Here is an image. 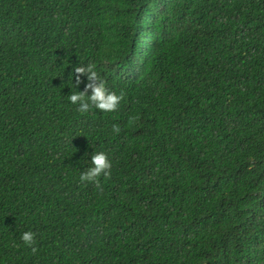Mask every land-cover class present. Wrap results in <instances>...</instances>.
I'll use <instances>...</instances> for the list:
<instances>
[{"label": "trees", "instance_id": "1", "mask_svg": "<svg viewBox=\"0 0 264 264\" xmlns=\"http://www.w3.org/2000/svg\"><path fill=\"white\" fill-rule=\"evenodd\" d=\"M0 264H264V0H0Z\"/></svg>", "mask_w": 264, "mask_h": 264}, {"label": "clouds", "instance_id": "2", "mask_svg": "<svg viewBox=\"0 0 264 264\" xmlns=\"http://www.w3.org/2000/svg\"><path fill=\"white\" fill-rule=\"evenodd\" d=\"M95 64H88L76 66L73 68L75 75V84L77 88L81 83V75L87 76V83L83 91H76L72 93L68 99L73 105H77V111L85 114L95 108L101 112H114L118 109L120 102L124 99L125 93L121 91L119 94L109 91L106 87L105 81L101 78L99 73L95 70ZM89 89L91 94H89ZM138 116L129 118V124H135L138 121ZM112 131L119 134L121 131L119 125H113ZM112 164L108 156L103 152H98L91 156V166L81 173L79 179L81 182L94 184L97 189L101 188L99 178L103 176L105 179L111 176ZM23 243L32 248L35 253L37 249L32 247L34 244V233L28 231L21 236Z\"/></svg>", "mask_w": 264, "mask_h": 264}]
</instances>
